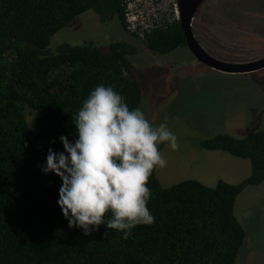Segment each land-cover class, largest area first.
Segmentation results:
<instances>
[{
	"label": "trees",
	"instance_id": "16d2710c",
	"mask_svg": "<svg viewBox=\"0 0 264 264\" xmlns=\"http://www.w3.org/2000/svg\"><path fill=\"white\" fill-rule=\"evenodd\" d=\"M87 10L127 29L124 0H0V264H236L246 232L234 203L246 186L264 181L262 128L199 141L206 150L248 159L250 173L241 181L208 186L189 178L165 187L154 169L147 183L151 225L135 226L127 239L106 224L88 236L68 227L57 204L62 181L40 167L48 149L64 151L61 135L78 138L72 118L96 86H114L130 109L141 101L128 43L52 47L51 37ZM142 40L159 54L186 46L177 19L145 31Z\"/></svg>",
	"mask_w": 264,
	"mask_h": 264
},
{
	"label": "rangeland",
	"instance_id": "374dc122",
	"mask_svg": "<svg viewBox=\"0 0 264 264\" xmlns=\"http://www.w3.org/2000/svg\"><path fill=\"white\" fill-rule=\"evenodd\" d=\"M239 1L248 3L247 11L253 16L264 9V0ZM244 17L252 20L249 13ZM83 40H92L103 50L111 40H122L134 48L129 57L141 91L138 108L154 126L164 123L167 116V126L179 144L175 151L166 143L159 145L167 160L166 167L155 168L162 186L189 178L214 186L219 179L237 183L249 175L248 159L206 150L199 141L219 133L241 138L250 129H264V68L218 71L194 58L187 45L162 56L153 55L140 34L124 30L115 19L101 22L92 10L76 16L50 39L52 47L63 41L77 44ZM255 44L264 49V36L257 37ZM224 58L242 61L234 55ZM27 118L32 123L34 114L28 113ZM234 214L246 232L236 264H264V181L246 186L237 195Z\"/></svg>",
	"mask_w": 264,
	"mask_h": 264
},
{
	"label": "clouds",
	"instance_id": "9594fccd",
	"mask_svg": "<svg viewBox=\"0 0 264 264\" xmlns=\"http://www.w3.org/2000/svg\"><path fill=\"white\" fill-rule=\"evenodd\" d=\"M121 76H128L126 69L121 68ZM167 119L154 126L140 108L130 109L114 86L100 84L90 92L72 118L78 138L73 142L61 135L64 151L49 148L40 166L62 181L57 204L69 228H81L88 236L106 224L127 239L135 226L154 222L147 183L155 168L167 166L159 145L179 148Z\"/></svg>",
	"mask_w": 264,
	"mask_h": 264
},
{
	"label": "flooded vegetation",
	"instance_id": "af4514ba",
	"mask_svg": "<svg viewBox=\"0 0 264 264\" xmlns=\"http://www.w3.org/2000/svg\"><path fill=\"white\" fill-rule=\"evenodd\" d=\"M247 8L248 3L239 0H202L192 19V29L199 45L221 60L230 55L242 61L264 57V49L255 44L257 37L264 36L259 33V30L264 31V9L257 10L253 16ZM248 13L252 20L245 19ZM156 54L159 53H153Z\"/></svg>",
	"mask_w": 264,
	"mask_h": 264
},
{
	"label": "water",
	"instance_id": "95a60500",
	"mask_svg": "<svg viewBox=\"0 0 264 264\" xmlns=\"http://www.w3.org/2000/svg\"><path fill=\"white\" fill-rule=\"evenodd\" d=\"M202 0H174L177 20L186 38V45L196 59L207 66L222 72H249L264 68V57L248 61H227L207 53L197 42L192 29L193 16Z\"/></svg>",
	"mask_w": 264,
	"mask_h": 264
},
{
	"label": "built area",
	"instance_id": "2783aa9c",
	"mask_svg": "<svg viewBox=\"0 0 264 264\" xmlns=\"http://www.w3.org/2000/svg\"><path fill=\"white\" fill-rule=\"evenodd\" d=\"M127 28L143 36L177 18L174 0H124Z\"/></svg>",
	"mask_w": 264,
	"mask_h": 264
}]
</instances>
